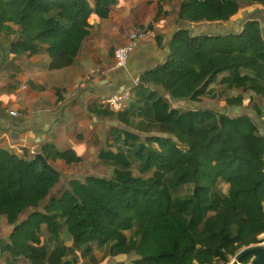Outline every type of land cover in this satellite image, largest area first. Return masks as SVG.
Returning a JSON list of instances; mask_svg holds the SVG:
<instances>
[{"label":"trees","instance_id":"trees-1","mask_svg":"<svg viewBox=\"0 0 264 264\" xmlns=\"http://www.w3.org/2000/svg\"><path fill=\"white\" fill-rule=\"evenodd\" d=\"M166 1L157 0V14ZM241 1L264 10V0H185L176 17L226 22ZM116 3L0 0V32L10 53L30 55L44 46L49 68L59 69L73 63L89 34V19L107 18ZM155 38L162 47L160 36ZM167 47L163 61L139 74L128 107L116 113L103 103L88 107L125 126L111 125L97 153L111 168L109 176L70 178L59 197L20 219L59 181L54 165L83 157L44 143L45 165L35 155L0 148V217L12 226L7 241L0 240L1 252L30 264H78L80 257L95 258L94 243L107 247L106 256L134 255L133 264H226L234 255L242 264L251 262L255 254L241 250L264 234V109L254 103L252 118L235 115L233 110L244 112V96L228 92L264 96L260 22L248 19L239 31L214 35L179 28ZM219 94L224 111L200 104L202 97ZM167 97L193 105L180 109ZM135 117L137 127L131 129ZM186 185L191 190L182 194Z\"/></svg>","mask_w":264,"mask_h":264},{"label":"crops","instance_id":"crops-1","mask_svg":"<svg viewBox=\"0 0 264 264\" xmlns=\"http://www.w3.org/2000/svg\"><path fill=\"white\" fill-rule=\"evenodd\" d=\"M182 1L185 0L163 2L162 11L157 14V0H117L107 18L89 19V34L73 63L59 69L49 68L50 57L44 46L30 55L10 53L0 32V148L31 158L40 153L44 143H53L59 150L73 149L83 159L93 153L97 157L99 148L106 143L111 123L106 116L90 113L88 107L102 103L144 70L163 61L174 31L184 28L196 34L209 29L206 34L213 35L236 32L246 20L257 19L264 38V10L260 4L241 1L238 12L229 21L195 23L177 19ZM130 30H152L160 36L162 47L157 46L155 37L146 35L137 42L126 67H118L113 52L126 43ZM57 89L61 100L57 99ZM249 102L250 98H244V112L238 109L233 113H246L252 118L254 102L248 105ZM222 108L219 111L225 110V101ZM10 111H16L17 115H11ZM93 254L95 258L86 264L104 262L96 252ZM120 256L124 259L117 260ZM108 258L113 264H133L134 255L118 254L104 260Z\"/></svg>","mask_w":264,"mask_h":264},{"label":"rangeland","instance_id":"rangeland-1","mask_svg":"<svg viewBox=\"0 0 264 264\" xmlns=\"http://www.w3.org/2000/svg\"><path fill=\"white\" fill-rule=\"evenodd\" d=\"M143 31H152V30H143ZM209 29H203V31H197V33H209ZM113 57H114V52H113ZM231 95L235 94H242L244 98H250L251 102H249L248 105H251L252 102L258 104V106L262 109H264V96L257 95V94H250V92H242L240 89L230 91L228 92ZM227 93V94H228ZM133 96L131 97L130 101L126 103V107L132 102ZM169 102L171 103L172 106H177L180 109H183L185 106L193 105L190 102L187 101H173L169 97H167ZM224 97L223 96H217L216 99H212L209 97H205L204 99H201V105L203 107H211L215 108L217 110L223 109L222 105L224 104ZM223 101V103L221 102ZM247 107V106H246ZM250 107V106H249ZM114 112V111H113ZM119 112V111H118ZM116 113V112H114ZM254 115V114H253ZM108 120L110 121L111 125H115L116 123L119 124V120L116 116L108 117ZM262 121V132L264 133V115L262 116L261 120ZM120 127H123L124 125L119 124ZM125 127V126H124ZM131 129H136L137 127V118H131V123L130 126H128ZM154 135H157L156 133ZM106 144V143H105ZM105 146V145H103ZM102 146V147H103ZM96 155L93 153L91 155H86V157L79 163H72L68 166H57L54 165L59 171H60V178L57 184L51 189L50 193L48 196L42 200L37 208H31L24 212L20 216V219H24L27 214L33 210H43V208L47 205V202L49 201L50 198L53 197H59L62 192L65 190L66 187H68V181L70 178H83L85 175L88 174H94V175H99V176H109L111 174V168L106 167L105 165L102 164L100 159L98 157H95ZM135 174H138L136 170H134ZM191 185H186L181 189V193L185 194L187 192H190L191 190ZM264 206V202H263ZM12 229V226L8 225L5 217L1 216L0 217V240L1 241H7L8 235ZM48 237V232L46 231L45 228L41 231V238L43 241H46V238ZM259 239L261 240L259 243L252 244L250 247L255 246V245H264V234L259 235ZM93 252L97 253V256L101 257L104 262L101 264H113V260L108 258L104 260L107 256L105 255L107 247L103 248H98L95 246V244H92ZM95 256V255H94ZM110 259V260H109ZM115 259V258H114ZM124 257L118 258L117 260H123ZM90 260H88L87 257H83V259L79 258V263L78 264H86L89 263ZM0 264H30L28 260H26L24 257H18V258H11L7 252H1L0 249Z\"/></svg>","mask_w":264,"mask_h":264},{"label":"built area","instance_id":"built-area-1","mask_svg":"<svg viewBox=\"0 0 264 264\" xmlns=\"http://www.w3.org/2000/svg\"><path fill=\"white\" fill-rule=\"evenodd\" d=\"M149 35L150 37H156L153 31H143V30H130L128 32V37L126 43L117 47L114 50V61L118 67H126L128 63V57L135 49L137 42L144 36ZM138 83V77L132 79L129 85H126L120 91L111 93L102 100L110 110L118 112L123 110L127 105L126 103L131 99V87ZM11 115L16 116V111H10ZM226 264H242L238 261L237 255L231 256Z\"/></svg>","mask_w":264,"mask_h":264},{"label":"water","instance_id":"water-1","mask_svg":"<svg viewBox=\"0 0 264 264\" xmlns=\"http://www.w3.org/2000/svg\"><path fill=\"white\" fill-rule=\"evenodd\" d=\"M35 158L39 159L45 165L48 164L46 159L40 153L35 154ZM248 251L255 254L249 264H264V245H255L247 249H243L241 250V254Z\"/></svg>","mask_w":264,"mask_h":264}]
</instances>
